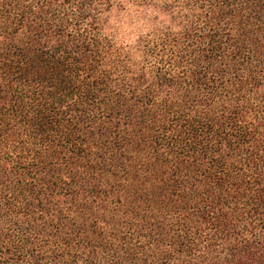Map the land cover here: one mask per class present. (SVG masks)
Listing matches in <instances>:
<instances>
[{
    "label": "trees",
    "instance_id": "trees-1",
    "mask_svg": "<svg viewBox=\"0 0 264 264\" xmlns=\"http://www.w3.org/2000/svg\"><path fill=\"white\" fill-rule=\"evenodd\" d=\"M0 264H264V0H0Z\"/></svg>",
    "mask_w": 264,
    "mask_h": 264
}]
</instances>
